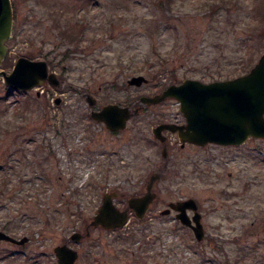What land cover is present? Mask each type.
<instances>
[{"label":"rangeland","instance_id":"1","mask_svg":"<svg viewBox=\"0 0 264 264\" xmlns=\"http://www.w3.org/2000/svg\"><path fill=\"white\" fill-rule=\"evenodd\" d=\"M11 2L1 70L20 57L46 61L60 83L24 91L0 78V230L29 237L24 246L0 241V264H59L54 249L67 241L77 264H264V139L182 147L165 132L162 143L153 129L184 120L179 102H137L186 79L245 74L244 64L264 53V0ZM135 76L147 81L130 85ZM87 93L96 110L117 104L140 113L114 133L91 117ZM163 164L158 199L142 219L114 231L90 226L106 192L117 191L125 209L124 198L140 194ZM189 198L203 216L202 241L174 211L161 215Z\"/></svg>","mask_w":264,"mask_h":264},{"label":"water","instance_id":"2","mask_svg":"<svg viewBox=\"0 0 264 264\" xmlns=\"http://www.w3.org/2000/svg\"><path fill=\"white\" fill-rule=\"evenodd\" d=\"M13 26L12 2L11 0H0V78L3 77L6 85L15 90L29 91L47 82L58 85L60 82L54 72H49L46 61L20 57L11 72L1 70L8 54L7 41L12 37ZM146 81L144 76H135L129 84L141 86ZM86 95L92 118L105 123L112 131L123 130L127 122L140 113L139 107L132 110L130 107L117 104H109L101 110H96V98L88 93ZM169 97L176 98L180 102V109L187 123L185 125L170 123L158 125L154 129V134L162 142L166 140L164 130L178 132L181 141L201 146L208 143L242 145L251 137L264 139V53L248 73L236 78L210 83H204L198 79H186L181 85H171L156 96H142L140 102L149 105L159 104ZM163 152L164 156H167L166 148ZM162 176L163 173L153 174L147 194L143 197L130 198L128 208L125 210L116 207L113 197L106 195L98 213L90 222V226L94 228L102 226L107 230L122 228L129 221L130 209L136 212L138 218H143L156 198V194L152 192L154 184ZM172 210L177 212L178 220L193 229L198 241L205 238L202 214L195 199L171 202L161 214L169 215ZM188 210L194 211L193 217H190ZM90 234L88 231L87 237ZM72 239L80 242L82 234L75 232ZM149 239H152V236ZM0 241L22 246L29 241V237L24 236L18 239L0 230ZM55 254L59 264H76L79 257L78 251L67 243L55 247Z\"/></svg>","mask_w":264,"mask_h":264},{"label":"flooded vegetation","instance_id":"3","mask_svg":"<svg viewBox=\"0 0 264 264\" xmlns=\"http://www.w3.org/2000/svg\"><path fill=\"white\" fill-rule=\"evenodd\" d=\"M181 84V83H180ZM59 85V84H58ZM57 85V86H58ZM86 101H87V98H86ZM88 102V101H87ZM137 102H140V100H138ZM137 102H135V105H137ZM89 104V103H88ZM141 105V104H140ZM127 107V106H126ZM129 107V106H128ZM140 109H141V106H138ZM103 107H101V108H99L98 110H101ZM142 108H143V106H142ZM132 109V108H131ZM90 110H91V108H90ZM133 110V109H132ZM92 117V116H91ZM133 118V117H132ZM131 118V119H132ZM130 119V120H131ZM129 120V121H130ZM129 121H128V123H129ZM101 123V122H100ZM128 123H127V125H128ZM165 124V122H162V123H160V124ZM171 123H173V124H177V125H185L186 124V118H185V116H184V120L183 121H180V123H176V122H171ZM160 124H158V125H160ZM166 124H168V123H166ZM157 125V126H158ZM111 131V130H110ZM112 132H114V133H117V132H120V131H112ZM165 132H170V131H168V130H166V131H164V136L166 137V140L164 141V143H166L167 144V141H168V136L165 134ZM153 133H154V129H153ZM172 133V132H171ZM176 134H178V137H179V139H180V136H179V133L177 132ZM155 136V135H154ZM156 138V137H155ZM159 140V139H158ZM181 141V140H180ZM186 144H192V145H195V146H200V145H197V144H194V143H192V142H183V141H181V146L182 147H184ZM207 145H210V144H207ZM207 145H204V146H207ZM204 146H200V147H204ZM163 148H168V146L167 145H164V147ZM163 157H164V153H163ZM166 158V157H165ZM166 166H168V165H166ZM161 171L163 172V176L161 177V179H159V181L160 180H164V175H165V172H164V164H163V167L161 168ZM151 176H152V174H150L148 177H147V179H146V181H145V188H144V190H142L141 191V193L140 194H136V195H134V196H130V197H128V198H124V201H125V203H127V206H126V208H128V202H129V199L130 198H132V197H143L145 194H147V192H148V185H149V182H150V180H151ZM158 182V181H157ZM154 191H155V189H154ZM156 192V191H155ZM112 196L113 197V202L116 204V206H118L117 205V203L115 202L116 200H117V198H118V196H119V193L117 192V191H113V192H106L105 194H104V196H103V199H104V197L105 196ZM158 193L156 192V198L154 199V201L150 204V207L149 208H151L153 205H154V202L155 201H157V199H158ZM119 203V202H118ZM119 207V206H118ZM164 209H162L161 210V212L163 211ZM130 211H132L131 213H130ZM174 210H172V212H173ZM149 212V211H148ZM171 212V213H172ZM175 212V211H174ZM129 213H130V219L132 220V219H134L135 217L133 216L134 215V213H136L133 209L132 210H129ZM170 213V214H171ZM169 214V215H170ZM188 214L190 215V217H193V215H194V212L192 211V210H188ZM161 215H163V214H161ZM176 215H177V212H175V217H176ZM164 216V215H163ZM130 220V221H131ZM181 223V222H180ZM202 223H203V216H202ZM182 224V223H181ZM183 226H185V228H187V229H189L191 232H193V234H194V231H193V229L191 228V227H189V226H186V225H184V224H182ZM203 226H204V229H205V225H204V223H203ZM206 232V231H205ZM65 243H68V245H69V241H67V242H65ZM13 244V243H12ZM55 256H56V254H55ZM56 258H57V256H56ZM58 261V260H57Z\"/></svg>","mask_w":264,"mask_h":264},{"label":"trees","instance_id":"4","mask_svg":"<svg viewBox=\"0 0 264 264\" xmlns=\"http://www.w3.org/2000/svg\"><path fill=\"white\" fill-rule=\"evenodd\" d=\"M75 34L74 33H71L69 36H70V39H71V41L74 39V36ZM250 65V66H249ZM3 66H4V64H3ZM253 67V64L251 63V64H249V63H247V64H244V67H243V69H244V72H248L249 70H250V68H252Z\"/></svg>","mask_w":264,"mask_h":264}]
</instances>
